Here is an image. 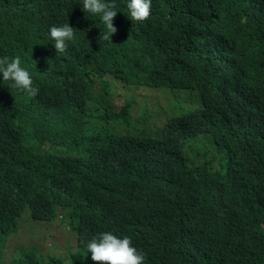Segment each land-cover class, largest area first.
<instances>
[{
    "label": "clouds",
    "instance_id": "1",
    "mask_svg": "<svg viewBox=\"0 0 264 264\" xmlns=\"http://www.w3.org/2000/svg\"><path fill=\"white\" fill-rule=\"evenodd\" d=\"M65 1L73 27L29 26L25 68L0 58V264H146L119 225L147 228L169 201L192 208L174 230L173 264H264L258 0L216 7L219 24L202 0ZM119 16L132 27L122 53L111 45ZM257 33L248 67L238 50ZM167 39L186 53L183 66L165 88L141 87L140 62ZM146 91L158 95L147 101ZM22 231L49 235L52 252L13 246Z\"/></svg>",
    "mask_w": 264,
    "mask_h": 264
},
{
    "label": "trees",
    "instance_id": "2",
    "mask_svg": "<svg viewBox=\"0 0 264 264\" xmlns=\"http://www.w3.org/2000/svg\"><path fill=\"white\" fill-rule=\"evenodd\" d=\"M20 0H0V58L7 56L9 59L19 56L21 65L25 68L27 54L25 52V43L29 35V26H38L44 28L51 24V27L62 22L63 25L69 23L74 26V16L67 9L65 0L61 1V9L58 12L60 3L59 0H42L44 10L38 11L32 5L31 0L18 2ZM237 0H202L205 11L212 16L214 23L219 24L223 18L216 16L214 11L216 7L220 10L229 5L233 8V4ZM18 2V3H17ZM259 6L253 13L252 17L255 23L261 26L260 34H264V0H258ZM196 8V7H195ZM43 9V8H42ZM45 13V14H43ZM40 14V15H39ZM198 19L201 14L197 9L192 11ZM183 19L188 16L183 15ZM146 26V25H145ZM106 29V27L104 26ZM131 26L127 24L123 16L118 19V31L115 33L117 41L112 42V47L117 52H123V44L128 41ZM140 34L147 31V28L140 30ZM185 29L178 28L176 30L177 37L183 35ZM169 32V29H168ZM256 34V40H249L239 48L238 54L242 61L246 60V65L249 67L251 58H254L263 39L260 34ZM186 53L182 49H177L166 40L162 45V50L156 57L147 58L146 61L140 62V71L136 77V83L144 88L156 89L165 88L169 81L174 79V74L177 73L185 62ZM248 59V60H247ZM121 173H126L130 178L129 171L122 164V158L118 157L114 161ZM7 165H0V177L8 174ZM131 179V178H130ZM6 184L5 178H0V186ZM118 192L124 197L126 193L123 188H119ZM129 200L125 198L124 201ZM166 215L151 218V223L147 228L136 226V229H129L127 226L120 224L119 228L123 234L130 236L136 244L147 254L146 264H173V258L177 254L178 244L172 240L176 227L185 223V220H180L183 215H191L192 208L181 204L175 205L174 202H168ZM145 209L142 213H145ZM150 210L149 213H151ZM161 218L158 222L157 219ZM154 222V224H153ZM13 224H11V229ZM208 242H204L206 246Z\"/></svg>",
    "mask_w": 264,
    "mask_h": 264
},
{
    "label": "rangeland",
    "instance_id": "3",
    "mask_svg": "<svg viewBox=\"0 0 264 264\" xmlns=\"http://www.w3.org/2000/svg\"><path fill=\"white\" fill-rule=\"evenodd\" d=\"M142 94H145L147 101H150V99L152 97L158 95L157 93L152 92V91L142 92ZM140 103L141 102L138 99L136 102V111L134 112V114H136ZM52 242H53L52 238L49 235L43 234L42 231L39 233L37 232L35 234H29L26 231H22L20 233L19 237L15 241H13L12 245L13 246H21V245H25V244H36L39 247L52 252V250H50V247H49V244ZM7 257L8 256L5 253V251L0 252V261L1 262H6Z\"/></svg>",
    "mask_w": 264,
    "mask_h": 264
}]
</instances>
